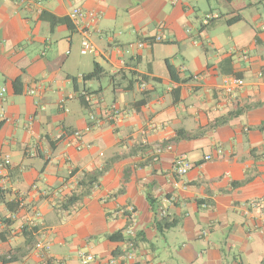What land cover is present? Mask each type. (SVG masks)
Returning a JSON list of instances; mask_svg holds the SVG:
<instances>
[{
	"label": "crops",
	"instance_id": "crops-1",
	"mask_svg": "<svg viewBox=\"0 0 264 264\" xmlns=\"http://www.w3.org/2000/svg\"><path fill=\"white\" fill-rule=\"evenodd\" d=\"M74 8L96 16L92 60L75 62L76 29L41 17ZM210 11L222 18L203 26ZM96 65L101 76L85 81ZM228 76L245 83L234 97ZM0 87V158L11 160L0 257L10 264H80V253L92 264H264V0H0ZM91 114L100 122L87 132ZM178 156L194 165L185 177ZM155 211L179 225L159 234ZM131 227L143 236L126 261L127 243L109 237Z\"/></svg>",
	"mask_w": 264,
	"mask_h": 264
},
{
	"label": "built area",
	"instance_id": "built-area-1",
	"mask_svg": "<svg viewBox=\"0 0 264 264\" xmlns=\"http://www.w3.org/2000/svg\"><path fill=\"white\" fill-rule=\"evenodd\" d=\"M29 1V0H26ZM39 12H42L39 10ZM96 16H93V14L85 12L81 8H74L70 14H69V19L71 22L74 24L76 27V30L80 33L81 35V55L87 56V55H97L98 54V49L94 45L92 41V23L93 20L95 19ZM222 18L219 12L217 11H210L205 14L203 23L204 25H208L210 22L219 20ZM162 38L161 37H156L157 42H161ZM140 48L144 47V44L141 42L138 44ZM243 59L248 60L249 57L246 53L242 55ZM192 80L200 82L202 80V76L200 75H194L192 76ZM245 85L244 81L239 79L236 76H228L224 79L222 89L225 92V94L234 97L237 94V91L241 89ZM144 85L142 88L144 89ZM6 88L0 87V98L5 99L6 97ZM35 92L30 91L29 94L33 95ZM83 97L84 101L91 106L93 104V98L91 95H89L86 92H83L81 94ZM117 114V111H115V115ZM99 119L96 115L91 114L89 117V126H87L86 131H90V129L97 125L99 123ZM73 137L76 138L77 140H80L82 138L81 132H74ZM162 150V148H160ZM161 150H158L157 154H161ZM215 155L216 156H222L224 154V150L221 146H218L215 149ZM213 155H209L206 157V160H211L213 159ZM11 167V160L9 156H3L0 158V180L6 179L7 178V173L9 171V168ZM174 171L181 177H185L189 172L194 168V165L188 161L186 156H178L174 160V165H173ZM131 214H134V208L130 209ZM164 215V213H162ZM137 232L134 230V228H129L125 232L126 238L134 239L136 237ZM129 245L127 244V247ZM36 249L43 254H49L51 251V246L48 243H43V242H37L36 244ZM135 249L130 245L128 248V252H125V255L123 256V259L126 261H132L135 258ZM79 262L80 264H92L95 262L96 258L92 254H87V253H80L79 254ZM45 264H66L64 260H57V259H51L47 258L45 261Z\"/></svg>",
	"mask_w": 264,
	"mask_h": 264
},
{
	"label": "trees",
	"instance_id": "trees-1",
	"mask_svg": "<svg viewBox=\"0 0 264 264\" xmlns=\"http://www.w3.org/2000/svg\"><path fill=\"white\" fill-rule=\"evenodd\" d=\"M226 1H230V0H226ZM41 17H42V19L44 21H46V22H48L50 24L52 29L55 26L60 25V24L66 25L71 31H75V29H76V27L74 26V24L71 22V20L69 18H57V17H55V16H53L51 14H48L46 12H43ZM240 20H241V18L237 16L235 18H232V19L228 20L227 24L228 25H233V24L239 22ZM215 21H218V20H215ZM215 21H212L209 24H211V23H213ZM208 25H203V26H208ZM167 67H168V70H169V73L171 75L172 80L178 82L179 79L177 78L176 71L170 65V63L168 61H167ZM101 74H102L101 69L96 65L95 68H94V71L92 73H90V74L84 75L83 79L85 81L98 79L101 76ZM13 87H14V90H15V94H20L22 92V84H21L20 78L16 79L15 81H13ZM81 101L84 102V99L82 98ZM180 138H187V136L186 135H182V133L179 132L178 135H177V140L180 139ZM102 175H103L102 171H96L92 175L88 176V178H92L93 177V180L96 182L98 180V178L100 176H102ZM94 181H91L90 184L92 185L94 183ZM244 183H246V182H244ZM243 184H240V185H243ZM234 186L238 187L236 185H234ZM77 200H78L77 197L72 196L70 198V200L68 201V204H73ZM150 203L152 205V202H150ZM152 207H154V206L152 205ZM179 222L180 221L178 219H171V221H170L168 215H162V214L158 213L157 211H155V226H156V229H157L159 234H163L165 231H169V230L177 227L179 225ZM142 236H143V234L140 232V233L136 234V237L134 239H130V238H126V236H124L123 233H117V234H114V235L110 236L109 240L111 242H125L129 246L131 245L136 250V248H137V246L139 244V241H141L140 239H141ZM129 246H128V248H129ZM118 254H120V253H118ZM117 255H116V253H114V256H117ZM16 260H17L16 257H4V256L0 257V262L3 263V264H10V263H13Z\"/></svg>",
	"mask_w": 264,
	"mask_h": 264
},
{
	"label": "rangeland",
	"instance_id": "rangeland-1",
	"mask_svg": "<svg viewBox=\"0 0 264 264\" xmlns=\"http://www.w3.org/2000/svg\"><path fill=\"white\" fill-rule=\"evenodd\" d=\"M169 8V7H168ZM170 9V8H169ZM197 11V10H196ZM202 18H204V17H202ZM77 53H78V55H77V57H76V59H75V62H77L78 60H77V58H79V59H86V60H92V55H87V56H82V55H80V50H78L77 51ZM75 57V56H74ZM191 161V160H190Z\"/></svg>",
	"mask_w": 264,
	"mask_h": 264
}]
</instances>
